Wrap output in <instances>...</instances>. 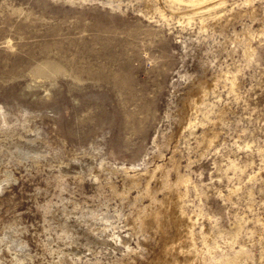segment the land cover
<instances>
[{"label":"rangeland","instance_id":"1","mask_svg":"<svg viewBox=\"0 0 264 264\" xmlns=\"http://www.w3.org/2000/svg\"><path fill=\"white\" fill-rule=\"evenodd\" d=\"M187 70L210 90L182 128ZM171 154L195 222L180 263L264 264V0H0V264L155 259L176 227L135 226L123 167L173 181Z\"/></svg>","mask_w":264,"mask_h":264},{"label":"bare ground","instance_id":"2","mask_svg":"<svg viewBox=\"0 0 264 264\" xmlns=\"http://www.w3.org/2000/svg\"><path fill=\"white\" fill-rule=\"evenodd\" d=\"M208 1L209 0H188V2L190 4H192L193 6L194 5L198 6V7L201 6V5L206 4ZM193 11H195L194 7H193ZM181 73H182V71H181ZM181 73L179 72L180 76H183V75H181ZM193 73H195V72L194 71H189V70H187V72L184 73V74H188L187 76L189 78H190V76H192V79L189 81V84L186 87L182 88V89H178L180 87L179 86L177 88L178 83L177 82H173V86H174L175 92L181 91L182 93H180L181 96H180V98H178L177 102L175 101L177 104L174 105V109H173L172 115H173V117H176L178 119L177 120L178 123H179L178 125H179V127H182V128L186 127V126H187L186 128L191 127V126L195 125L198 122L197 115L201 111L202 105L206 101L205 97H206V95L208 94V92L210 90L209 89L210 85L208 84V82L206 80H203L198 75H196V76L193 75ZM200 75H202V74H200ZM222 76L227 77V79L229 77L226 73L225 74L223 73ZM229 79L231 80L232 83H234V81H235L234 77H232V78L230 77ZM205 108H206V106H205ZM175 119H173V120H175ZM209 121H210V119H209ZM210 123L212 124V121ZM215 124L217 125L218 123H215ZM196 125H198V124H196ZM203 128H204V126H203ZM201 133H202V131H201ZM201 135H202L201 138H203V141H205V143H207V145L211 146L213 141H214V138L216 137V132H213L212 134H210L209 132H207V130L206 131L204 130L203 134H201ZM203 141H200V143L202 142L201 144H204ZM198 142H199V140H198ZM174 150H175V147H174ZM161 152H163V151H161ZM158 154H159L158 156H160L159 158L162 157L161 159L163 160L164 154L160 153V152ZM168 159H169V161H171L173 163L172 166L175 169V174H176L175 180L172 181L170 179V169L165 168L166 167L165 164H156V166L154 167L153 170L147 169L148 166L145 167V168L143 166L145 171L141 170V172H143V173L134 172L135 174L134 173L130 174V172H129L130 170L128 169V167L124 166L123 169L127 173V177H126V181L124 182L125 190L123 192H126V191L129 192L130 189H132L134 187L137 188L138 186L141 185L142 182H144V185L142 187L143 190L141 189L142 190L141 194H138L137 196H135L134 200H138L141 197H143V198L146 197L148 199V204L143 205L138 210L137 215L135 216L133 223L135 224V226H137L139 228H146V227H149V226L156 227L157 229H159L160 231H162L164 233H165V228L168 225H173V226L176 227V232H177V234L179 236L180 241L178 243H176V244L174 243L175 241L173 243H171V244H168V243L162 244V246H161L162 248L160 249L159 255L157 254V257L155 259L151 260V261H146L144 263L143 262L142 263H138L136 260H134V261L132 260V261H129L127 263H125V262L122 263V262L118 261L119 262L118 264H181L180 263V258L181 257L184 258V259L192 258V254L196 250V249H194L195 248L194 247L195 246L194 245L195 241L193 240L194 239L193 238V236H194V232L193 231H194V225H195V222L193 220L194 216L188 215L186 213L185 209L183 208V199H184L183 196L185 195L186 192L181 191V186L182 185L184 187H186V189H187V186L189 184L190 178L187 177L186 174H184V173H182L180 171V169H179V161H178V159H176L174 157L173 154H171V156ZM166 165L168 166V164H166ZM180 166H182V165H180ZM150 169H152V168H150ZM157 171L159 172L158 177H157ZM153 178H155L159 182L161 189L166 190V194L164 196H161L162 198H158V196H157L158 189L156 187L153 188L150 185V182H151L150 180L153 179ZM153 183H155L154 180H153ZM123 192H121V194ZM113 236H114V234H113ZM116 239L118 240V238H116ZM113 240H114V238H113ZM123 242L125 244L127 243L126 240H124ZM164 242H165V240H164Z\"/></svg>","mask_w":264,"mask_h":264}]
</instances>
